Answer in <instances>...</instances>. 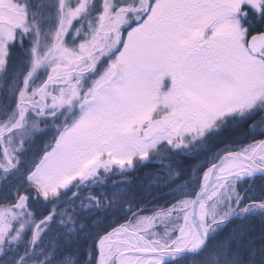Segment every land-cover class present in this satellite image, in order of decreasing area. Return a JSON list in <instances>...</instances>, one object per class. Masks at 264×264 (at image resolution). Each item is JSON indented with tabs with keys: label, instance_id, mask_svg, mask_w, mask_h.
<instances>
[{
	"label": "snow or ice",
	"instance_id": "6c2138e0",
	"mask_svg": "<svg viewBox=\"0 0 264 264\" xmlns=\"http://www.w3.org/2000/svg\"><path fill=\"white\" fill-rule=\"evenodd\" d=\"M131 13L140 14L131 22L121 17V23L128 24V39L121 41L119 57L120 83L129 87V94L126 99L113 97L112 126L102 138L81 144L75 173L64 167L67 154L55 151L42 173L50 184L44 196L51 193L53 203L114 171L123 176L122 187L110 197L87 196L89 202L79 210L73 207L66 220L55 208L42 217L37 228H48L33 232L32 244L47 231L54 243L39 264H173L181 257L187 264H264V196L251 199L237 186L238 180L259 181L264 190V0H244L242 5L233 0H136ZM6 63L0 60V72ZM257 113L259 122L241 130L252 140L239 150L214 151L202 174L203 187L194 197L151 214L140 211L136 200L160 189L150 178L164 168L152 165ZM142 167L146 170L141 174ZM215 168L221 172L222 195L207 192ZM36 171L29 173V181ZM141 175L144 179L138 178ZM179 176V171L170 175L166 185ZM27 199L26 194L17 197L13 207H29ZM186 209L190 212L166 229L164 239L140 235L157 218L163 223ZM8 216L16 219L12 207L0 208V245L12 227ZM117 216L123 219L117 221ZM84 239H89L91 250L81 260ZM9 258L0 247V264H9ZM26 259L27 254L18 255L14 264H25Z\"/></svg>",
	"mask_w": 264,
	"mask_h": 264
},
{
	"label": "rangeland",
	"instance_id": "374dc122",
	"mask_svg": "<svg viewBox=\"0 0 264 264\" xmlns=\"http://www.w3.org/2000/svg\"><path fill=\"white\" fill-rule=\"evenodd\" d=\"M135 2L0 0V60L7 62L0 72V208L12 207L16 213L15 220L7 218L12 227L0 245L6 251H13V247L20 250L31 240L33 232L43 229L44 224L37 228L41 217L37 220L33 209H40L42 202L53 201L51 193L44 196L50 184L43 180L42 173L54 151L67 154L64 167L75 173L80 164L76 153L81 144L102 138L112 126L116 110L113 97L127 98L129 87L120 83L123 66L119 57L123 52L121 41L126 43L128 39V24L121 23V17L131 22L140 14H130ZM233 3L242 5L244 0ZM70 74L73 75L68 78ZM53 83L60 85L42 90ZM162 84L166 87L167 81ZM251 119L259 122V113L249 115L245 121ZM39 135L43 136L41 153L35 155L31 147ZM251 137L241 139L236 146L247 143ZM198 143L187 150L197 146L201 151ZM38 164L40 170L36 171ZM33 171L36 174L29 181ZM246 182L238 180L241 195L245 194ZM202 184L201 177L198 191ZM230 188L231 181L229 191ZM224 191L221 188L218 192L222 195ZM25 194L29 207H13L17 197ZM187 212L190 209L176 212L163 223L157 218L140 235L149 240L164 239L166 229L179 224Z\"/></svg>",
	"mask_w": 264,
	"mask_h": 264
},
{
	"label": "trees",
	"instance_id": "16d2710c",
	"mask_svg": "<svg viewBox=\"0 0 264 264\" xmlns=\"http://www.w3.org/2000/svg\"><path fill=\"white\" fill-rule=\"evenodd\" d=\"M17 58L18 56H16V59ZM13 59H15V57H13ZM253 120L254 119H251V121L247 120L244 124L239 123L236 126L232 125L235 123L233 122L216 135L205 137L200 143H198V147L201 151L197 149V146L189 151L187 149H184V151H174L166 155L161 163L152 165V167L155 168H164V172L160 176L150 178L156 180L157 184L160 185V189L154 194H149L146 197L138 198L136 200V205L141 207L140 211L145 214H151L160 208L170 206V204L174 203L176 200L194 197L198 191V183L201 180L202 174L209 164L208 157L211 155V151H216L227 146L238 149L240 146H236V144H239L241 139L250 137V135L242 134V128L252 123ZM42 137V135H39L37 137L38 139H36V142L31 147L35 155L41 153ZM251 140L252 137L248 142ZM169 165H171V167H169ZM196 165H199V168H197ZM145 170L146 169L142 167L140 173L142 174ZM176 171L180 172V176L166 185L169 176ZM138 178L144 179L142 175ZM112 181H118V183L113 185ZM119 181L123 182V176L115 171L108 174L107 177H98L96 178V181H89L84 185L79 186V188H74L72 191H69L55 203H53V201L47 203L42 202L40 209L38 207L33 209L36 211L33 215L38 220L46 214L50 215L52 209L55 208L57 214L65 213L64 218L66 220V213L73 207L79 210L81 204L89 202L86 199L87 196L104 198L106 196L110 197L116 195L118 189L122 187V184L119 183ZM247 183L248 182H246V190L244 194L246 197L260 199L264 196V190L260 188L259 181H257L256 184L249 185ZM73 192L76 193L75 196L73 195ZM115 219L120 221L123 219V216H117ZM36 221L32 220L33 223ZM38 221L40 222V219ZM47 228L48 225L44 224L43 229ZM53 243L54 240L51 231L42 234V241H39L35 246H33L31 238V240L22 245L20 250H15L13 247V251H8L10 253L9 264H14V260L18 255L25 254H27L25 264H39L47 252L51 250ZM89 245V239L82 240L80 246L81 260L86 259L88 251L91 250ZM41 248H43V252L40 251ZM173 264H187V261L185 258H182L174 261Z\"/></svg>",
	"mask_w": 264,
	"mask_h": 264
},
{
	"label": "water",
	"instance_id": "95a60500",
	"mask_svg": "<svg viewBox=\"0 0 264 264\" xmlns=\"http://www.w3.org/2000/svg\"><path fill=\"white\" fill-rule=\"evenodd\" d=\"M73 74H70L69 76H68V78L70 77V76H72ZM52 85H54V86H57V85H60V84H48V85H45L44 86V88L42 89V90H45V88H47V87H49V86H52ZM219 172V168H215L214 169V171H213V173L209 176V184H208V189H207V192H208V194H210L214 189H215V187L217 186V179H216V176H217V173ZM202 187H203V184L201 185V188L199 189V191L202 189ZM198 191V192H199ZM181 258H183V257H181ZM181 258H178L177 260H179V259H181ZM176 261V260H175Z\"/></svg>",
	"mask_w": 264,
	"mask_h": 264
},
{
	"label": "bare ground",
	"instance_id": "6f19581e",
	"mask_svg": "<svg viewBox=\"0 0 264 264\" xmlns=\"http://www.w3.org/2000/svg\"><path fill=\"white\" fill-rule=\"evenodd\" d=\"M221 176V172H220V170H219V172L217 173V176H216V179H217V186L215 187V191H219V189H221L222 187H220V185L223 183V181L222 180H219L218 179V177H220ZM213 190V191H214Z\"/></svg>",
	"mask_w": 264,
	"mask_h": 264
},
{
	"label": "flooded vegetation",
	"instance_id": "af4514ba",
	"mask_svg": "<svg viewBox=\"0 0 264 264\" xmlns=\"http://www.w3.org/2000/svg\"><path fill=\"white\" fill-rule=\"evenodd\" d=\"M45 102V101H44Z\"/></svg>",
	"mask_w": 264,
	"mask_h": 264
}]
</instances>
